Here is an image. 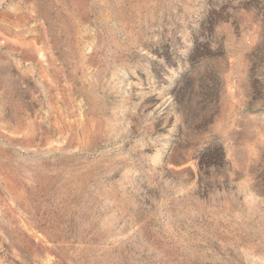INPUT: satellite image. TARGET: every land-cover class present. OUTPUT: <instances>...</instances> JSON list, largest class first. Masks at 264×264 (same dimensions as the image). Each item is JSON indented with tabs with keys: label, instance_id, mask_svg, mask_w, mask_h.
I'll list each match as a JSON object with an SVG mask.
<instances>
[{
	"label": "rangeland",
	"instance_id": "1",
	"mask_svg": "<svg viewBox=\"0 0 264 264\" xmlns=\"http://www.w3.org/2000/svg\"><path fill=\"white\" fill-rule=\"evenodd\" d=\"M0 264H264V0H0Z\"/></svg>",
	"mask_w": 264,
	"mask_h": 264
},
{
	"label": "trees",
	"instance_id": "2",
	"mask_svg": "<svg viewBox=\"0 0 264 264\" xmlns=\"http://www.w3.org/2000/svg\"><path fill=\"white\" fill-rule=\"evenodd\" d=\"M171 88V90H173L174 92H175V88L174 87H170ZM184 108H185V106L184 105H182Z\"/></svg>",
	"mask_w": 264,
	"mask_h": 264
},
{
	"label": "bare ground",
	"instance_id": "3",
	"mask_svg": "<svg viewBox=\"0 0 264 264\" xmlns=\"http://www.w3.org/2000/svg\"><path fill=\"white\" fill-rule=\"evenodd\" d=\"M74 219V218H73ZM181 247V246H180ZM171 252V251H170ZM197 258V257H196ZM169 259V258H168ZM109 260V259H108Z\"/></svg>",
	"mask_w": 264,
	"mask_h": 264
}]
</instances>
